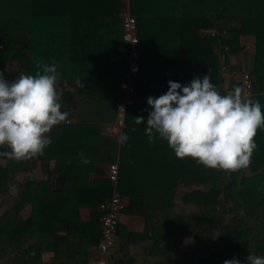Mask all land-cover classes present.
Masks as SVG:
<instances>
[{
    "label": "trees",
    "instance_id": "obj_1",
    "mask_svg": "<svg viewBox=\"0 0 264 264\" xmlns=\"http://www.w3.org/2000/svg\"><path fill=\"white\" fill-rule=\"evenodd\" d=\"M130 2L131 12L137 18L141 59L135 78V105L127 106L124 118L123 134L129 139L121 144L118 137L102 134L98 125L72 123L52 129L48 134L52 143L38 157L46 162L55 160V170L47 177L27 179L23 197L31 204L29 217H22L23 207L19 204L0 215V223L9 225L8 232L0 235V264H37L47 253L51 254L50 264H88L101 237L99 206L111 197L112 186L108 178L90 181V176L97 173L98 161L115 162L119 146L118 190L130 198L123 212L146 218L143 232H131L119 222L118 235L121 231L123 235L128 233L127 245L155 238L154 250L168 252L170 260L175 250L185 264H224L234 257L247 264L249 254L264 257V128L258 129L254 137L256 148L250 166L227 172L207 168L190 157L177 158L166 140L148 147L144 135L147 124H136L134 118L146 111L139 103L147 102L149 96L166 93L169 87L168 82L160 85L158 69L152 67V46L156 44L169 48L165 52L169 50L170 63L181 69L186 66L189 72H198L201 77L208 75L218 90L221 55L228 63L229 53L241 49V36L255 34L258 48L254 68L249 72L260 91H264V0ZM192 4L199 6L190 7ZM124 5V0H0V65L15 61L20 72L35 75L42 72L38 63H58V82L66 80L76 88H63L62 111H69L76 95L119 104L124 94L122 76L128 70L127 60L121 54L126 42L121 16ZM193 22L201 27H216L226 35L212 42L204 38L193 40L192 35H187ZM223 27L226 30L221 31ZM166 34L174 40L173 44L165 46ZM192 43L200 44L205 51L209 43L216 44L221 46V53L201 57L203 54L193 51ZM103 50L111 54L103 56ZM133 128L141 135L135 134ZM151 150L154 152L149 153ZM80 153L90 162L84 163ZM145 158L155 160L149 177L159 184L130 185L127 165L132 170L133 160L142 165L140 160ZM19 164L24 169L26 162ZM13 168L0 165V197L9 187ZM136 170V174L144 175L142 167V171ZM178 193L183 203L193 202L197 210H177ZM83 207L91 211L88 221L81 218ZM158 232L170 233L172 242L158 240ZM213 232L216 237L201 244L199 238ZM189 239L194 241L190 249H184Z\"/></svg>",
    "mask_w": 264,
    "mask_h": 264
},
{
    "label": "clouds",
    "instance_id": "obj_2",
    "mask_svg": "<svg viewBox=\"0 0 264 264\" xmlns=\"http://www.w3.org/2000/svg\"><path fill=\"white\" fill-rule=\"evenodd\" d=\"M37 67L42 72L22 73L14 81L0 72V147L10 149L0 156L22 161L43 155L52 143L46 133L69 118V112L61 110L57 91L58 63H38ZM168 85L166 93L147 98L149 141L154 142L158 133L177 158L190 157L207 168L227 172L247 169L256 148L254 137L264 128L261 103L242 99L239 87L221 95L208 75L184 85L169 80ZM134 118L136 124L144 122L143 116ZM128 139L121 134L118 142ZM79 155L84 163L90 162L83 153ZM246 259L247 264H264V257L249 254ZM224 264L241 262L234 257Z\"/></svg>",
    "mask_w": 264,
    "mask_h": 264
},
{
    "label": "crops",
    "instance_id": "obj_3",
    "mask_svg": "<svg viewBox=\"0 0 264 264\" xmlns=\"http://www.w3.org/2000/svg\"><path fill=\"white\" fill-rule=\"evenodd\" d=\"M189 6L194 7V6H199V5L192 4ZM164 8L162 7V9ZM192 9L196 11L198 8H192ZM224 25L226 24L224 23L223 26ZM215 30H218V29H216V27H201L199 23L195 24V22H193V29L187 35H190V36L192 35V37L194 38L193 40L195 39L200 40V38H204L208 41H211L213 39H218V40L221 39V38H216V37L211 36V32ZM220 30L222 31L226 29L223 27ZM222 34L226 35V32ZM166 36L167 37H165V41H164L165 46L169 45L167 43L173 44L174 40L170 39L168 37V34H166ZM175 40L176 42H178L177 38ZM152 44H155V43H152ZM192 44L194 45L192 47L193 51L200 55L203 54L201 55V57L203 56L204 58H207V57L210 58L212 54L214 55L215 53L217 54H219V52L221 53V50H220L221 46L218 47L216 44L211 45L209 43L206 51H205V48L203 50L201 49L200 44L198 43H192ZM195 45L198 48H195ZM240 46H241L240 50L229 53L230 55L228 58V64L230 65V68L232 70L251 71L254 68V58H255L256 50L258 48L257 35L255 34L242 35L240 38ZM166 49H169V48H164L163 46L160 47V46H157V44L156 46L154 45L152 46V50H153L152 52L154 53V54L152 53L153 55L152 56V67L154 66L153 67L154 69H158L157 71L160 74V77H159L160 85H166L169 80L176 81L184 85V84H188L189 82H191L193 78H196V77H199L201 79L203 78L200 76L198 72L196 74L193 72H189L186 66H184L183 69H181L179 66H176L173 63H170V57L168 55L169 50L168 52H165ZM109 53L110 52L103 50V56L110 55L111 53L110 54ZM121 54L123 55L126 61L127 60L126 59V56H127L126 42L124 46L122 47ZM223 58H225V56L222 54L221 60H220L221 66L223 65ZM158 60H160L159 63H158ZM209 62L211 65L210 59H209ZM147 65H148V59H147ZM0 72H3L5 79L9 78L12 81H14L15 79H18L19 76L22 74V72H20L19 64L15 61H10L4 65H0ZM220 75L221 77L218 78V79H221L218 85L219 92L227 93L228 91L233 90L234 81H233L230 71L228 70L225 72L222 71ZM169 76H171V79L169 78ZM125 79H126V74L122 76V83L125 81ZM254 81H255V91H254L252 98H253V101L258 100L261 103V109H262V112H264V91H260L258 82L256 81V79H254ZM134 83H135V80H134ZM146 84L148 86V80L146 81ZM66 86H69L71 90L76 89L75 85L69 84V82L66 80H61L57 84L58 93L61 94L63 88ZM120 100L121 101L119 104H112V103H107V102L105 103L102 101H97L93 99L92 97L76 95L75 104L71 106L68 111L71 122L67 124L80 123V124L98 125L100 126L102 134L110 135L113 137L114 136L119 137L121 134H123V130L125 127V122L123 123V125L120 123V112H121L120 108L123 107V105L121 104L122 96ZM139 105L143 106L144 110L146 111L143 114L136 115V116H143L144 122L147 124V118H148L149 112L151 111V106L148 105L146 101L145 103H141V104L139 103ZM127 106H133V105H127ZM127 106L125 105V108H124V113H123L124 118H125ZM147 106L148 108H146ZM136 133L141 135L139 132L135 131V134ZM145 134L146 132H144V135ZM145 136L146 138H148L147 134ZM154 136H155L154 142H150L148 138V143H149L148 147H153V145L156 146L159 143H161L163 140H165L163 138H160L158 133H154ZM0 149H2L1 152L10 151V149L7 148V146L0 147ZM152 152L154 151L153 150L149 151V153H152ZM120 160H121V151H120V146H119L118 156H117V159L115 160V162L119 163V167L121 163ZM24 161L26 162L25 168L20 169L19 163L21 161H16L9 157L0 156V165H2L3 167L7 169L14 167L10 171V174H9L10 176L9 187L6 193H4L0 197V206H1V209L3 208L2 211L0 212V215H2L4 212L12 208L15 204H19L23 207L21 210L22 217L23 218L29 217L30 212H31V206H30L31 204L29 200H26L23 197V191H24L27 179L34 178V176H32L33 170L37 171V174L35 177H42V176L47 177L51 175L55 170V163H56L55 160L46 162L44 160H41L38 157V155L34 158L27 159ZM140 162H143V164L142 165L135 164V161L133 160V164L131 165L132 170L128 166L129 165L128 162L126 163L128 164L127 171L129 172L127 181H131L129 184L130 185L148 184V186H151V187L158 185L159 182H156V179H151L149 177L150 175L149 171L152 168L151 166H153L155 160L153 158L152 159L148 158V161H147V159L145 158L144 160H140ZM109 164L110 162L98 161L97 162L98 171L96 174L90 176V181H92L93 178L107 179L106 174L108 171ZM141 167L144 170L143 171L144 175L141 172L136 174L137 168L139 169V171H142L140 170ZM55 181L57 183L60 182V178L57 177ZM178 181L180 180H178L177 178L176 182L178 183ZM171 182H175V181L172 179ZM179 186L183 187V184L182 185L180 184ZM179 186L178 188H180ZM110 190H111V193H110V196H111L112 186H110ZM118 193L124 198L126 202V206L129 205V201H130L129 196L126 194H122V192L119 190H118ZM179 196L180 194L178 193L177 199H176V205H177L176 209L177 210L181 212L197 210L193 202L186 205L180 200ZM90 213L91 211L89 208L87 207L81 208V218L83 220L88 221L90 219ZM120 223L122 224L121 226L122 228L127 227V229L131 232H143L145 225H146V218L143 215L128 214V213L123 212L120 216ZM124 225L126 227H124ZM8 226L9 225L6 222L0 223V235L8 232ZM127 234L128 233L123 235L121 231L120 234L118 235V239H117L118 245L114 251V258H113L112 264H185V260L179 257V255L175 253V250L174 252H171V257L173 256L171 260L169 259V255H167L168 252L162 249H156V248H155L156 250H154L153 244L155 242L154 240L155 238H148V239H144L141 241H135L132 244L127 245L126 244ZM157 238L161 242L165 240V243L172 242L173 240L172 235L167 232L164 234L161 232H158ZM189 247L190 245L187 244V242H185L183 245V248L190 249ZM194 247L195 246H193V248ZM94 250H95V254H93V256L90 257V262L88 264H92L96 259L97 247ZM177 252H178V249H177ZM40 261L41 262L45 261L48 264H50L49 262L51 261V254L50 253L44 254L43 258Z\"/></svg>",
    "mask_w": 264,
    "mask_h": 264
},
{
    "label": "built area",
    "instance_id": "obj_4",
    "mask_svg": "<svg viewBox=\"0 0 264 264\" xmlns=\"http://www.w3.org/2000/svg\"><path fill=\"white\" fill-rule=\"evenodd\" d=\"M125 5L122 8V27H123V38L128 43L127 52V64L128 70L126 73V79L122 83L124 88V94L122 96V105L120 112V123H124V108L125 105H133L135 99L133 97L136 90L134 80L140 71V35L137 24V18L131 12V2L130 0H124ZM211 36L220 38L221 32L218 30L212 31ZM230 71L234 87L232 92L236 87L241 89L242 99H251L255 91V81L251 73L246 70H232L230 65L223 58L222 71ZM71 119L68 118L66 122H61V124L70 123ZM53 126L54 129L56 126ZM51 129V130H52ZM50 133V132H49ZM49 133H46L48 136ZM37 174L36 170L32 171V175ZM120 174V167L118 162L110 163L108 166V171L106 177L112 182V195L111 197L100 203V210L102 212L101 216V237L99 245L97 246V256L92 264H112V259L114 256V251L117 245L118 239V226L120 222V216L126 207V202L124 198L118 193V180Z\"/></svg>",
    "mask_w": 264,
    "mask_h": 264
},
{
    "label": "rangeland",
    "instance_id": "obj_5",
    "mask_svg": "<svg viewBox=\"0 0 264 264\" xmlns=\"http://www.w3.org/2000/svg\"><path fill=\"white\" fill-rule=\"evenodd\" d=\"M2 209H1V206H0V212L2 211ZM214 233L215 232L210 233L208 235L206 234V236H203V237L199 238V240L201 241V244L204 243V242H209L212 238H215L216 235H214ZM215 234H217V233H215ZM193 241H194L193 239L186 240L187 244H189V245L192 244ZM39 264H48V263L45 262V261H42V262L39 261Z\"/></svg>",
    "mask_w": 264,
    "mask_h": 264
},
{
    "label": "bare ground",
    "instance_id": "obj_6",
    "mask_svg": "<svg viewBox=\"0 0 264 264\" xmlns=\"http://www.w3.org/2000/svg\"><path fill=\"white\" fill-rule=\"evenodd\" d=\"M121 109V108H120Z\"/></svg>",
    "mask_w": 264,
    "mask_h": 264
}]
</instances>
